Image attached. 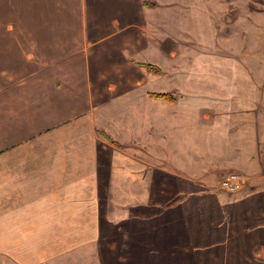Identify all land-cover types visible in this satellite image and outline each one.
Masks as SVG:
<instances>
[{"label":"crops","instance_id":"obj_1","mask_svg":"<svg viewBox=\"0 0 264 264\" xmlns=\"http://www.w3.org/2000/svg\"><path fill=\"white\" fill-rule=\"evenodd\" d=\"M210 6L217 0H0V253L66 252L74 238L96 239L106 213L135 220L138 203L150 204L154 174L177 171L170 136L185 115L170 46L211 38ZM172 90V103L152 96ZM263 200L226 203L225 220L196 235L194 264H258Z\"/></svg>","mask_w":264,"mask_h":264},{"label":"rangeland","instance_id":"obj_2","mask_svg":"<svg viewBox=\"0 0 264 264\" xmlns=\"http://www.w3.org/2000/svg\"><path fill=\"white\" fill-rule=\"evenodd\" d=\"M211 6V38L170 46L181 57L169 67L181 72L175 83L184 92L177 101L184 109L175 107L184 122L170 136L174 156L168 164L177 171L168 178L154 174L152 200L138 203L135 220L106 213L100 235L89 243L74 238L69 251L24 254L25 260L0 253V264H194L196 235L225 220L231 212L224 211L226 203L256 193L264 199V0H217L215 11ZM192 105L206 119H191ZM229 173L243 175L247 191L223 192L218 184ZM230 217L234 224L252 223ZM258 224L264 226V218ZM258 256L264 264V252Z\"/></svg>","mask_w":264,"mask_h":264},{"label":"built area","instance_id":"obj_3","mask_svg":"<svg viewBox=\"0 0 264 264\" xmlns=\"http://www.w3.org/2000/svg\"><path fill=\"white\" fill-rule=\"evenodd\" d=\"M218 187L225 193L234 194L239 191H246L249 184L243 175L229 173L219 181Z\"/></svg>","mask_w":264,"mask_h":264},{"label":"trees","instance_id":"obj_4","mask_svg":"<svg viewBox=\"0 0 264 264\" xmlns=\"http://www.w3.org/2000/svg\"><path fill=\"white\" fill-rule=\"evenodd\" d=\"M144 5H148V3H144ZM138 66L140 68L144 69L146 72H150V73H153V74H156V75H160L161 74V71L155 65L139 63ZM177 93H178L177 90H172L170 92H165V93H158V94L154 93V94H152V96L155 97V98L164 99V100L168 101L169 103H172L174 101V96ZM103 136L106 139H108L107 136H105L104 134H103Z\"/></svg>","mask_w":264,"mask_h":264}]
</instances>
